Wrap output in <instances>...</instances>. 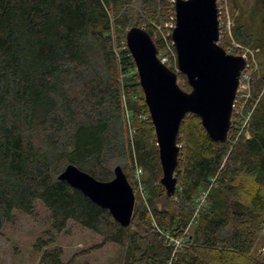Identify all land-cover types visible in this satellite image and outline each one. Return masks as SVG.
I'll return each instance as SVG.
<instances>
[{
    "label": "trees",
    "instance_id": "1",
    "mask_svg": "<svg viewBox=\"0 0 264 264\" xmlns=\"http://www.w3.org/2000/svg\"><path fill=\"white\" fill-rule=\"evenodd\" d=\"M134 1L0 0V236L16 211L33 214L40 201L50 212L53 231L62 232L74 221L102 236V243L118 244L123 264H166L171 246L153 222L182 235L197 198L214 181L176 264H264L247 258L264 230V75L253 80L260 100L251 137L234 146L230 137L214 141L196 114L185 116L178 136V186L169 197L161 183L152 119L140 117L149 111L139 75L129 74L136 68L134 59L124 41L116 50L112 36L115 30L124 37L138 25L158 48L156 29L144 24L142 15L133 21ZM137 1L146 18L162 25L169 6L174 10L170 0ZM254 12L262 25L260 37L249 34L244 17L234 34L247 46L254 42L252 48L264 55V0H256ZM178 75L190 91L187 77ZM136 162L149 174L144 179L148 204L135 205L129 226L58 178L74 164L109 181L120 165L132 184ZM48 233L35 243L42 252L40 264H73L63 259L61 246L50 247L55 237Z\"/></svg>",
    "mask_w": 264,
    "mask_h": 264
},
{
    "label": "water",
    "instance_id": "2",
    "mask_svg": "<svg viewBox=\"0 0 264 264\" xmlns=\"http://www.w3.org/2000/svg\"><path fill=\"white\" fill-rule=\"evenodd\" d=\"M174 9L176 26L171 38L177 70L187 77L190 91L181 87L178 72L159 57L157 45L145 28L134 25L126 32L127 47L155 128L163 170L161 183L169 197L174 196L178 186L182 121L186 115L196 114L214 141H227L240 75L247 65L244 56L228 53L220 44L218 0H175ZM114 173L113 179L102 181L69 164L58 178L108 209L123 226H129L135 191L122 166H116Z\"/></svg>",
    "mask_w": 264,
    "mask_h": 264
},
{
    "label": "rangeland",
    "instance_id": "3",
    "mask_svg": "<svg viewBox=\"0 0 264 264\" xmlns=\"http://www.w3.org/2000/svg\"><path fill=\"white\" fill-rule=\"evenodd\" d=\"M218 4H221L223 8L222 21L224 22V28L226 29V33L224 34L225 36L221 39V41L226 42L228 46L233 45L234 42L237 45L240 44L245 50H248L250 59V64L245 74V80L239 92L237 111L232 116V131L229 133V137L232 141L231 145L234 146L237 141H240V139L251 137V118L253 117L252 114L254 109L260 100V98L256 97L253 93V80L255 77H257L256 75H258L257 78H261L264 75V55L262 52L258 51V48H252L254 42L250 46H247L237 40L234 34V29L238 25L240 18L244 17L245 20H247L246 22L249 34H254L255 39H257L260 37L259 35L262 31V25L260 18L254 14L256 0H218ZM131 8L133 9V13L136 16L133 21H136V19L138 20V14L140 16L142 15L140 19L143 20V23H150L156 29V35H158V39H160L158 46L159 57L171 69L173 68V70L178 72L177 54L170 34L171 15L173 13L172 7L170 8L169 6L168 19L163 25L157 20H151L148 17L146 18L142 13L141 7L137 0L133 2ZM112 36L115 41L116 50L120 51L121 47H124L125 45L124 42L126 40V33L124 34V37H122L119 36V34H117L114 30ZM120 37H122V40H120ZM121 41H124L122 46ZM118 56H120V53ZM120 58L121 57H119V59ZM129 69H131V67ZM129 71V74H132L135 71L137 72V69L135 68V70L131 69ZM178 81L180 85L184 83V80L180 78L179 75ZM123 100L127 105L125 111L127 116V110L129 108V103L127 102L129 98L127 97V94L124 95ZM129 127L131 136H133L135 129H133L130 125ZM131 129L134 131H131ZM133 173L134 176L131 178V185L133 186L136 195L135 205H138L140 200L145 202V204H148V195L146 194L144 179L149 174L147 171H145L143 166L139 165L137 162ZM213 183L214 181L211 185L206 187L202 193L204 191L210 190ZM159 204H161V201H159ZM196 204L197 208V201ZM201 207L202 205L200 206L199 210ZM199 210L197 211L196 209L195 214L196 212L198 213ZM153 223L156 226L157 231L165 237L166 244L171 246L172 253L166 264H176L177 255L176 257H173V254L175 253L170 242L169 235H171V237L184 236L186 239V237L192 232L196 220L188 230L187 228L185 229L182 235H173L171 233L164 232L160 227L157 226L155 221ZM50 231L53 232L55 237V241L50 247L55 245L61 246L64 251L63 259L65 261L72 260L73 264L124 263L123 250L118 244L102 243V236L86 227H83L80 224H77L74 221H71L67 228L62 232L53 231L51 229L49 210L43 205L42 202L37 201L33 214H26L16 211L12 221L5 226L3 234L0 236V264H40L42 252L36 249L35 243L40 237L48 238V236H50L48 232ZM257 240V243L248 254L247 258L256 263H261L264 260V230ZM185 244L186 243H184V246ZM183 247L180 248V250L183 249ZM176 254H178V252H176Z\"/></svg>",
    "mask_w": 264,
    "mask_h": 264
},
{
    "label": "built area",
    "instance_id": "4",
    "mask_svg": "<svg viewBox=\"0 0 264 264\" xmlns=\"http://www.w3.org/2000/svg\"><path fill=\"white\" fill-rule=\"evenodd\" d=\"M172 2V5L173 7L175 6V0H171ZM218 8H219V14H218V18H219V21L220 22V41L222 38H224V34L226 33V29L224 28V22L222 21V18H223V11H222V6L221 4H218ZM176 26V16H175V9L173 10V13L171 15V25H170V34H172V31L173 29L175 28ZM173 42V40H172ZM125 43H126V40H125ZM174 45V44H173ZM126 47H127V43H126ZM128 48V47H127ZM227 52L228 53H231V54H236V55H242L246 58L247 60V65H246V68L243 70L242 74L240 75V81H239V87H238V90H237V95H236V99H235V103H234V109H233V115L234 113L237 111V102H238V97H239V92H240V89H241V86L245 80V74H246V71L249 67V52L248 50H245L243 46H241L240 44L237 45L235 42L233 45H229L227 48H226ZM127 117H128V123L129 125L132 127V121L130 120V111L127 110ZM232 115V116H233ZM140 117L142 119H148V118H151L150 116V113L148 112H142ZM232 123H233V117H232ZM131 131H134L133 129H131ZM209 191V190H208ZM208 191H204L197 199V203H198V207L196 208L197 211L199 210L200 206L203 205L206 201V197H207V194H208ZM197 215V212L195 214V216ZM195 216L193 217V219L191 220L189 226L187 227V230L194 224V221H195ZM169 239H170V242L173 246V249H174V253L173 254V257H176V252H179L180 251V248H182L184 246V243H186V239L185 237H171V235H169Z\"/></svg>",
    "mask_w": 264,
    "mask_h": 264
}]
</instances>
